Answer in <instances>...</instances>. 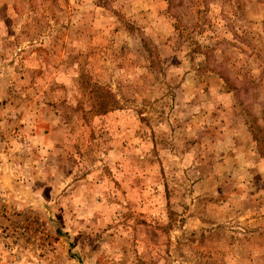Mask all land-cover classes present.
Masks as SVG:
<instances>
[{
    "label": "rangeland",
    "instance_id": "374dc122",
    "mask_svg": "<svg viewBox=\"0 0 264 264\" xmlns=\"http://www.w3.org/2000/svg\"><path fill=\"white\" fill-rule=\"evenodd\" d=\"M2 198L15 264H264V0H0Z\"/></svg>",
    "mask_w": 264,
    "mask_h": 264
},
{
    "label": "built area",
    "instance_id": "2783aa9c",
    "mask_svg": "<svg viewBox=\"0 0 264 264\" xmlns=\"http://www.w3.org/2000/svg\"><path fill=\"white\" fill-rule=\"evenodd\" d=\"M42 225L26 214L18 205H8L5 198L0 207V243L11 255L9 264H15L26 247L42 238ZM2 264V262H0Z\"/></svg>",
    "mask_w": 264,
    "mask_h": 264
},
{
    "label": "trees",
    "instance_id": "16d2710c",
    "mask_svg": "<svg viewBox=\"0 0 264 264\" xmlns=\"http://www.w3.org/2000/svg\"><path fill=\"white\" fill-rule=\"evenodd\" d=\"M86 91L88 90L86 89ZM88 92L92 99V110L95 113H101L119 107L115 96L102 85L94 83L89 88Z\"/></svg>",
    "mask_w": 264,
    "mask_h": 264
}]
</instances>
